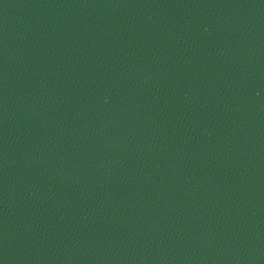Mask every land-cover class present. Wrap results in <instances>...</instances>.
Here are the masks:
<instances>
[{"label": "water", "instance_id": "95a60500", "mask_svg": "<svg viewBox=\"0 0 264 264\" xmlns=\"http://www.w3.org/2000/svg\"><path fill=\"white\" fill-rule=\"evenodd\" d=\"M0 264H264V0H0Z\"/></svg>", "mask_w": 264, "mask_h": 264}]
</instances>
